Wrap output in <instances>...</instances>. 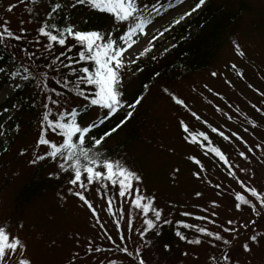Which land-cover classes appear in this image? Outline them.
Listing matches in <instances>:
<instances>
[{
  "label": "rangeland",
  "instance_id": "obj_1",
  "mask_svg": "<svg viewBox=\"0 0 264 264\" xmlns=\"http://www.w3.org/2000/svg\"><path fill=\"white\" fill-rule=\"evenodd\" d=\"M165 1L168 0H143V3L149 5L148 10L156 21V27L147 38L140 37L139 43L133 46L135 51L129 60L136 59L139 51L148 46L147 41L156 36L159 39L153 41L155 47L152 52L141 58L151 56L160 49L157 48V43L162 37L156 35L160 28H176L194 14L186 17L179 25H174L175 19H178L183 11H190L191 7H194L195 0H190L183 7L174 2L171 8L155 11L156 7ZM67 2L70 4L71 0ZM208 2L206 1V4ZM13 3L17 4V7L11 13H6V7ZM27 3L20 4L19 0H0V22L4 19L10 20V28L15 31H19L21 27H34V22H27L31 20L26 8ZM213 3L216 7L225 6L224 10L245 5V9L237 17V23L232 30L233 36L220 45L207 69L190 74L172 85L175 95L184 100L186 106L177 105L172 98L160 95L155 89L146 94L142 108L152 125L141 130L140 138L128 147V151L133 164L144 172L145 193L152 194L160 201L166 200L164 203L171 202L179 212L190 211L193 215L188 217L193 224L208 227L213 231H222L206 221H193L196 216L209 215L201 212L200 207H210L211 201H217L221 207L214 209L218 213L214 219L217 224L226 227L228 219L239 218L241 222L256 219L247 206H242L246 209L243 212L236 211L235 192L239 191L247 199L254 198L227 177L226 167L218 161L214 153L207 155L184 139L180 121H184L191 132H205L211 140V146L220 147L234 164L247 168V175L238 173L240 179L264 190V151L255 147L264 143V111L257 112L252 107L255 104L257 108L264 109V96L261 95L264 92V0H213ZM153 4L154 8L150 9ZM21 20L25 21L23 25ZM172 44L173 42L169 41L164 46L169 47ZM236 44L240 46L244 56L236 52ZM233 64L237 66L234 70L231 67ZM214 71L218 76L211 75ZM123 76L124 82L131 78L128 72ZM135 83L136 80L132 85ZM9 84L10 80H7L0 88V91L8 93L0 95V104L15 90H10ZM27 92L36 91L30 88ZM73 106L76 104H70L68 107L70 109ZM193 112L196 116L192 115ZM2 115L4 114H0V119ZM100 116L99 110L92 109L81 123ZM26 118L27 115L24 114L23 123ZM249 121H253L256 127L253 128ZM9 126L6 125L0 130V149L5 147L0 151V220L10 224L9 232L12 236H19L27 243V255L32 264H69L73 254H78V260H74V264H98L105 256L110 259L124 258L125 254L119 251L117 245L127 247L130 252L136 254V250L143 246L139 234L135 231V228H139V221L134 222L133 230H128L124 222H121L124 227L118 231L116 216L109 215L105 202L98 200L95 194L91 200L99 213L97 217H93L76 197L69 195L65 187H49L35 195L30 202L24 201L23 204L15 206V197L33 178L37 164L33 165L30 161L36 154H43L47 146L36 148L38 121L33 126L22 124L18 132L14 129L9 131ZM211 127L217 128L218 132H212ZM221 131L229 136L228 141L219 135ZM232 132H236L242 140L233 137ZM13 134L15 137L11 144L6 145L8 138ZM244 142L252 146L254 151L248 153ZM240 151L249 156L247 161L239 157ZM21 152L24 154L21 155ZM188 156L199 159L207 169L203 173L205 178H210L213 184L219 183L222 187L216 189L197 180L193 172L199 169V165L187 159ZM37 177L38 175H35V178ZM51 189L58 191L51 192ZM229 189L231 191L226 195L218 194ZM197 191L202 192L203 196L197 198ZM123 203L125 205V201ZM13 220L16 221L12 223ZM105 233L110 234L115 243L107 240ZM120 235H125L127 239L121 241ZM224 235L227 237V234ZM196 237L206 239L193 230L190 239ZM246 238L243 235L240 237L241 240ZM89 242L104 251L87 253ZM206 246L209 247L207 243L202 246L186 244L184 249L189 255L182 264H204L208 254ZM251 247L250 253L239 249L234 259L239 264H264V240ZM197 256L200 259L195 262L194 258ZM117 261L120 264L138 263L134 255Z\"/></svg>",
  "mask_w": 264,
  "mask_h": 264
},
{
  "label": "snow or ice",
  "instance_id": "obj_2",
  "mask_svg": "<svg viewBox=\"0 0 264 264\" xmlns=\"http://www.w3.org/2000/svg\"><path fill=\"white\" fill-rule=\"evenodd\" d=\"M27 2L28 0H19L20 4ZM189 2L190 0H176V4L182 7ZM37 3L46 6L47 10L31 38L28 37L27 30L23 27L20 28L19 34L13 31L10 28V20L4 19L0 22V48L7 50L8 59L11 61L7 67L0 66V75H6L10 80V90L20 89L22 82L25 85L31 83L38 90L37 95L40 97L39 104L35 99L31 103L33 109H41L37 112L39 132L36 148L47 146V150L43 154H36L30 163L36 165L46 160L58 163V173L70 176L67 180L70 185L68 194L76 197L83 206H86L93 217H97L99 213L86 193L91 191L94 185H99L96 191L98 194L106 195L107 212L109 215L116 216L118 231L124 225L128 230L135 228L130 209H136L142 218L143 227L135 228V231L139 234L144 245L150 246L154 243L150 234H154L155 237L160 236L163 225H172L174 221L167 218L164 209L156 206L155 196L141 192L139 184L142 183V177L128 167L125 161L114 159L111 154L103 150L106 138L127 123L128 119L133 116L135 108L143 100L142 96L134 103H127L123 99V72L129 64H136L139 58L151 53L155 47L153 41L159 39V37L153 36L151 40L147 41L148 46L139 51L136 59H128L135 51L133 46L139 43L140 37L147 38L156 27V21L148 10L149 5L143 3V0H72L70 4L67 0H46V4L45 0H31L32 7L27 9L30 14L38 11ZM205 4L206 0H197L190 11H183L179 18L175 19L174 25H179L186 17L191 16ZM78 5L107 14L112 20L113 26H117V33L101 29L83 30L80 28V23L87 24L86 20L73 23L71 16L62 15L66 9L74 10ZM16 7L15 3L9 4L5 12L11 13ZM168 7L171 8L172 5H168ZM27 22H36V16L33 15V18ZM20 23L23 25L25 21L21 20ZM168 31L170 29L165 27L159 36L163 37ZM33 45L36 46L35 50H32ZM57 49H59V54H57ZM74 49H76L75 54L68 55V53H73ZM235 50L240 56H244L238 44L235 45ZM152 58L155 59V57ZM231 67L234 70L237 66L233 64ZM139 70L143 71V69ZM156 75L158 76L159 73ZM211 75L216 77L218 73L214 71ZM56 86H60L63 90L71 89V91L66 96L65 91L58 90ZM144 87L147 88L148 85L146 84ZM249 87L251 88L252 85ZM7 94V92L0 91V95ZM261 95L264 96V92ZM172 99L177 105H185V101L175 94L172 95ZM76 103L83 106V113L79 106L69 109V104ZM12 107L19 109L21 105L13 104ZM252 107L257 112L264 111V109L257 108L255 104ZM125 108L131 110L127 111L115 126L97 138L96 132L99 131L100 126L115 118ZM92 109L99 110L101 114L99 123L92 118L88 122L81 123V116ZM217 110L219 111V109ZM4 111L7 112L8 109L6 108ZM192 115L196 116V113L193 112ZM249 124L253 128L256 127L253 121H249ZM180 127L185 134L186 141H189V137H191L189 142L196 144L198 135L204 141L209 142L208 145L200 144V147H207L206 154L214 153L218 161L226 167L227 177H230L245 193H249L254 198V200L247 199L239 191L235 192L234 207L236 211L243 212L246 209L242 206H247L256 219L244 222H241L239 218L228 219L226 227L217 224L214 218L218 216V213L214 209L221 205L213 200L210 207H200L201 212L209 215L196 216L195 219L206 221L207 224L215 225L222 231H213L199 224L175 221L178 227L174 234L180 241L189 245L202 246L207 243L209 249L214 251L208 252L204 264H239L234 259L239 249H242L244 253H250L252 245H259L261 240H264V190L240 179L238 173L243 172L247 175V168L234 164L220 147L211 146L209 136L205 132L202 131L198 134L190 132L189 126L184 121H180ZM211 131L216 133L218 129L211 127ZM53 134L55 140L49 138ZM219 135L225 141L229 140V136L222 131L219 132ZM231 135L242 140L236 132H232ZM244 143L248 153L254 151L252 146H248L247 142ZM255 147L264 151V143L257 144ZM239 157L245 161L249 159L244 151L239 152ZM187 159L199 165V169L193 172V176L197 180L216 189L222 187L219 183L213 184L210 178H205L203 173L207 169L199 159L195 156H188ZM176 171L178 172L179 169ZM58 173H49V177L60 179ZM228 191L231 190L218 194L226 195ZM195 196L200 198L203 193L197 191ZM125 200L129 205L127 211L123 203ZM181 215L188 217L193 214L190 211H184ZM120 220L124 221V225L120 224ZM181 227L194 230L195 233L206 239L199 237L189 239ZM257 228L261 230H254ZM224 234H227V237ZM105 235L107 240L115 243L110 234L105 233ZM242 235L247 238L241 240ZM126 239L125 235H120L121 241ZM117 247L125 254L124 258L133 255L127 247L119 245ZM164 249L170 251L171 246L165 244ZM103 251L104 249L94 246L91 242L86 249L89 254ZM27 252L28 245L25 241H22L19 236H12L4 226H0V264H32ZM183 255L188 256L189 253L184 252ZM136 257L138 264H146L139 248L136 250ZM117 259L105 256L98 264H117ZM197 259L199 260L200 257L197 256ZM74 260H78V254H73V257L69 259V264H74Z\"/></svg>",
  "mask_w": 264,
  "mask_h": 264
},
{
  "label": "trees",
  "instance_id": "obj_3",
  "mask_svg": "<svg viewBox=\"0 0 264 264\" xmlns=\"http://www.w3.org/2000/svg\"><path fill=\"white\" fill-rule=\"evenodd\" d=\"M206 1L209 2L202 6L201 9H198L184 24H181L176 28L167 26L170 31L166 32L161 41L157 43V48H160L158 51L153 52L151 56L140 58L137 60L136 64H131L130 67L123 72V75L125 72H128L131 75V78L128 81H123V99L127 103H134L136 99L142 96L143 100L135 108L133 111V116L128 119L127 123H125L110 137L106 138L103 150L111 154L114 159H122L125 161L128 167L135 170L142 177V183L139 184L142 193H145L143 189L145 182V179L143 178L144 172L133 164L128 147L140 138V132L142 129L144 130L148 128V126L152 125L151 120L147 118L146 112L142 108L146 94L150 90L155 89L160 95L166 97L169 96L172 98V95L175 94L172 85L176 81L185 79L186 76L194 74L202 69H207L220 45L228 40L229 37L233 36L234 32L232 30L237 23V17L245 9V5H241L237 9L226 8V10H224L225 6L220 5L216 7L214 6V3L212 4L213 0ZM174 2H176V0L165 1L156 7L155 11H157V9L159 10L158 12L165 10L168 8V5H171ZM195 2H197V0H195ZM31 7V0H28L26 8L29 9ZM36 7L38 9L36 13L30 14L27 11L31 19L33 18V15L36 16L34 27H32V25L28 28L24 27L27 30L29 38L32 37L35 29L39 26V23L42 22L47 10L46 6H42L40 3H37ZM152 8L154 7H150V9ZM62 15L71 16L73 23L86 20L87 24L80 23V28L83 30L101 29L110 30L113 33H117V26H113L112 20L107 14L91 10L87 6L78 5L74 10L70 8L66 9ZM164 28L165 27L160 28L156 32V35H159L160 32L164 30ZM229 30L230 32H228ZM15 32L19 34V31ZM169 41H172L173 44L169 47H165L164 45ZM35 47L36 46L33 45L32 50H35ZM165 49H167V51H165ZM75 51L76 49L73 50V53H68V55H74ZM57 54H59V49H57ZM152 57H155V59ZM10 64L11 61L8 59L7 50L0 48V66L7 67ZM139 69H143V71H140ZM156 73H159V75L157 76ZM7 80L9 79L6 75H0V88ZM135 80L136 83L132 85ZM146 84L148 85L147 88L144 87ZM56 87L58 90H63L60 88V86ZM30 88L36 92H27ZM165 89L168 91L165 92ZM63 91H65V95L67 96L71 89ZM37 92L38 90L35 89L33 84L29 83L25 85L22 82V87L20 89H15L14 92L0 104V114H4L0 119V130H2L6 125H10L9 131L14 129L16 132H18L22 124L33 126L37 124V121L39 123L37 112L41 111V109H33L31 107L33 99H35L37 104H39V96L37 95ZM16 102L17 104L21 105L19 109H13L12 107V105ZM76 106L80 107L82 113L84 112L83 106L79 105L78 103H76ZM6 108L8 109L7 112L4 111ZM55 110L56 109L54 108V111ZM129 110L131 109L125 108L121 110V112L115 118L106 121L103 125H101L99 131L96 132L97 138H99V135H102L103 132L108 131L113 126H115V124L118 123L119 120L124 117V114ZM11 111L12 113H10ZM89 112L81 116V121L89 114ZM24 114L27 115V118L23 123ZM100 118L101 116L96 119L97 123H99ZM9 131H7L8 134ZM14 137L15 135L13 134L12 137L8 138L9 141L6 145H10ZM49 138L53 140L56 139L54 134L50 135ZM190 139L191 137H189V141ZM189 141L187 142L190 143ZM209 141L211 142L210 139ZM202 143L205 145L209 144L208 141H204L202 137L197 135V143L193 145L197 146V148L206 154L207 147L201 148L200 144ZM4 148L5 147L1 148L0 151H2ZM209 154L212 153H208L207 155ZM49 173H58V163L52 162L51 160L39 162L35 166L33 178L23 186L22 190L15 197V206L17 207L23 204L24 201L30 202L35 195L44 192L49 187H65L68 190L70 187V185L67 183V180L70 178L69 175L58 173L60 175V179H55L50 178ZM35 175H38V177L35 178ZM97 187H99V185H94L92 190L87 192L86 195L91 200L92 195L95 194L97 199L104 201L107 206L106 195L104 193L98 194L96 191ZM56 191H58V189H51V192ZM20 197L22 198L20 199ZM19 199L20 202H18ZM163 201L166 200L163 199ZM163 201H160L156 198V206L164 209L167 218L172 219L174 223L172 225H163L162 233L158 237H155L154 234H150L154 240V243L150 246H145L144 242L142 241L143 246L140 248L141 255L146 264H182L187 260V256L183 255V253L186 252L184 248L187 243L180 241L175 236L174 233L178 227L175 221L192 223V220H189V217L182 216V212H179L175 208L176 205H171V202L164 203ZM124 207L126 211L129 210V205L126 200ZM130 212L134 222L137 220L139 221V228L143 227L142 218L138 215L137 210L130 209ZM15 221L16 220H13L12 223ZM193 221L198 222V220ZM121 222L124 221L120 220V223ZM0 226H4L9 231L10 224H8L6 221L0 220ZM181 230L188 235L189 239L191 238L193 230L183 229L182 227ZM165 244H169L171 246L170 251H165ZM206 247L208 252L213 251L210 250L208 246ZM133 255L137 260L136 254L133 253ZM194 259L195 262L198 261L197 257ZM117 264L120 263L117 261Z\"/></svg>",
  "mask_w": 264,
  "mask_h": 264
}]
</instances>
